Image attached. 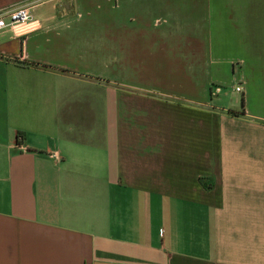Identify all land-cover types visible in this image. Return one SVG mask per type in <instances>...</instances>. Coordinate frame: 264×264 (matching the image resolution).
<instances>
[{"label":"crops","instance_id":"obj_1","mask_svg":"<svg viewBox=\"0 0 264 264\" xmlns=\"http://www.w3.org/2000/svg\"><path fill=\"white\" fill-rule=\"evenodd\" d=\"M32 12L0 32V264H264V0Z\"/></svg>","mask_w":264,"mask_h":264},{"label":"built area","instance_id":"obj_2","mask_svg":"<svg viewBox=\"0 0 264 264\" xmlns=\"http://www.w3.org/2000/svg\"><path fill=\"white\" fill-rule=\"evenodd\" d=\"M44 1H30L0 9V32L9 29L15 36H23L39 29L42 26V22L33 14L32 8L35 5L42 4ZM235 88L240 90V86ZM19 140H22L21 136H19ZM51 155L55 158L60 157L57 152H53Z\"/></svg>","mask_w":264,"mask_h":264},{"label":"trees","instance_id":"obj_3","mask_svg":"<svg viewBox=\"0 0 264 264\" xmlns=\"http://www.w3.org/2000/svg\"><path fill=\"white\" fill-rule=\"evenodd\" d=\"M233 112V111H232ZM20 135V134H19Z\"/></svg>","mask_w":264,"mask_h":264}]
</instances>
